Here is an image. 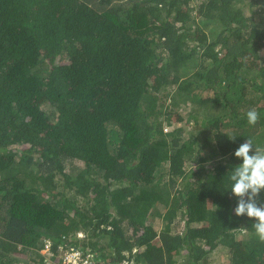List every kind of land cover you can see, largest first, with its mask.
I'll return each mask as SVG.
<instances>
[{"label": "trees", "instance_id": "trees-1", "mask_svg": "<svg viewBox=\"0 0 264 264\" xmlns=\"http://www.w3.org/2000/svg\"><path fill=\"white\" fill-rule=\"evenodd\" d=\"M246 138L264 0H0V264H264L223 193Z\"/></svg>", "mask_w": 264, "mask_h": 264}, {"label": "clouds", "instance_id": "clouds-1", "mask_svg": "<svg viewBox=\"0 0 264 264\" xmlns=\"http://www.w3.org/2000/svg\"><path fill=\"white\" fill-rule=\"evenodd\" d=\"M247 124L257 123L260 114L253 108L243 117ZM236 137L228 138L230 141ZM235 163L227 169L223 176L227 179V188L223 193L230 192L236 198L235 206L231 209V217L245 218L251 225L255 237L264 242V147L257 146L250 138L239 143L231 153ZM78 237L85 232L77 231ZM80 251V248H76ZM85 255L92 256L97 251L86 250ZM93 254H91V253Z\"/></svg>", "mask_w": 264, "mask_h": 264}, {"label": "rangeland", "instance_id": "rangeland-1", "mask_svg": "<svg viewBox=\"0 0 264 264\" xmlns=\"http://www.w3.org/2000/svg\"><path fill=\"white\" fill-rule=\"evenodd\" d=\"M239 3H242V1H239ZM192 107H188V108H181L178 113H177V124L174 125H182V124H191L193 121V116L195 114V111L191 109ZM207 108V112H208V117L210 116H214L218 113L219 109L218 108H213V107H204ZM170 119H173V116L170 117ZM187 124V125H188ZM150 219H154V218H150ZM179 224H176L177 222H174V226L173 229L175 231H182L183 227H184V221L182 220L181 222L178 220ZM163 221L159 222V221H155V226L157 229H160V227L162 226ZM243 237V236H242ZM43 253H47V255L52 256V254L50 253V251L48 250V248L46 247L43 250ZM74 256H79L78 253H76ZM57 257L52 259V263L51 264H60V262H58V258L60 259V256L57 255L55 256ZM69 257H72V255H70ZM229 257V254L226 252V250H224L223 248L221 249H217L216 251H214L211 255V262L209 264H229L228 262H226L227 258ZM73 258V257H72ZM71 259V258H69Z\"/></svg>", "mask_w": 264, "mask_h": 264}, {"label": "built area", "instance_id": "built-area-1", "mask_svg": "<svg viewBox=\"0 0 264 264\" xmlns=\"http://www.w3.org/2000/svg\"><path fill=\"white\" fill-rule=\"evenodd\" d=\"M49 248V245L46 246ZM76 253L79 254V256H74ZM72 255V257H69ZM71 258V259H69ZM87 256H83L82 251L78 249H74L72 251L66 252L63 260L60 262V264H95L94 262Z\"/></svg>", "mask_w": 264, "mask_h": 264}]
</instances>
